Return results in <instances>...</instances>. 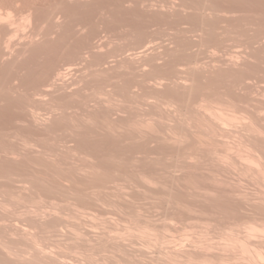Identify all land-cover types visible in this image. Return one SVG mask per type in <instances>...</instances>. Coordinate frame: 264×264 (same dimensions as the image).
<instances>
[{
	"label": "bare ground",
	"instance_id": "obj_1",
	"mask_svg": "<svg viewBox=\"0 0 264 264\" xmlns=\"http://www.w3.org/2000/svg\"><path fill=\"white\" fill-rule=\"evenodd\" d=\"M92 1L55 0L41 9L37 0L18 14L0 5V40L10 42L0 48V264L19 260L40 224L50 231L66 223L49 218L45 207L54 198L46 167H36L31 152L13 159L19 147L5 139L13 133L31 143L13 125L26 115L45 125L46 103L27 113L22 107L33 94L47 101L40 93L53 86L54 102L73 111L120 125L141 121L150 132L130 151L179 172L153 193L166 221L156 228L171 253L168 264H264V184L257 175L264 160V0H133L135 22L114 13L120 31L99 42L104 27L96 30V21L80 14ZM100 2V20L114 19L115 10ZM69 143L80 155L92 147ZM145 170L164 171L150 160Z\"/></svg>",
	"mask_w": 264,
	"mask_h": 264
},
{
	"label": "clouds",
	"instance_id": "obj_2",
	"mask_svg": "<svg viewBox=\"0 0 264 264\" xmlns=\"http://www.w3.org/2000/svg\"><path fill=\"white\" fill-rule=\"evenodd\" d=\"M132 6L133 0H128L126 7ZM8 43L5 36L0 48L4 50ZM40 95H46L47 101L33 94L22 111L46 103L47 123L40 126L31 116H23L13 128L22 130L31 143L13 133H7L5 139L19 147L18 153L11 154L13 159L31 152L37 159L35 166L46 167L45 187L54 198L47 199L45 207L51 210L49 218L55 215L66 223L50 231L40 224L36 233L27 237L25 254L9 264H168L171 253L165 254L167 250L159 243L164 233L156 228L166 221L158 216L159 199L153 193L179 172L142 151H130L150 129L141 121L120 125L97 118L91 110L77 112L57 104L54 86ZM80 140L92 145L86 155L73 151L69 143ZM45 143L49 149L44 148ZM149 160L164 171H146ZM260 164L257 175L264 184V160ZM99 211L105 214L97 215Z\"/></svg>",
	"mask_w": 264,
	"mask_h": 264
},
{
	"label": "rangeland",
	"instance_id": "obj_3",
	"mask_svg": "<svg viewBox=\"0 0 264 264\" xmlns=\"http://www.w3.org/2000/svg\"><path fill=\"white\" fill-rule=\"evenodd\" d=\"M6 1H7V0H6ZM6 1H4V0L1 1V0H0V2H3V3L0 4V5H3V4H4L5 6L8 5V7H9V6L12 7V10L14 11V13H17V14H18V10H22L23 8L26 9V8L29 7V5H30V6H33L32 4H34V2H37V0H36V1H35V0H29V2H30V4H29V2L26 1V0H24L26 3L23 2V0H21L22 2H21L20 0H13V2H12L11 0H8L7 2L10 3V4H5V3H7ZM9 1H10V2H9ZM14 1H15V2H14ZM16 1H17V2H16ZM18 1H20V2L18 3ZM31 1H32V2H31ZM49 1H51V2H49ZM94 1H95V2H94ZM97 1H102V2H100V3H102V4H103V2H104L105 5H103V6H105V8L108 6L107 4H109V2H108L109 0H107V2H108L107 4H106V1H103V0H93L92 2H94V3L91 2L92 4H91V5L89 4V6H93L94 9H95V7H96V8L99 7L98 3L95 4ZM111 1H112V3H115V2H116L115 4L118 5L120 2H121V3H122V2L124 3L125 0H123V1H122V0H120V1H118V0H115V1H114V0H111ZM111 1H110V4L112 5ZM117 1H118V2H117ZM43 2H45V3H43ZM43 2H42V0H41V4H39L40 2H39V0H38V3H35L34 5H37V4H38V5L40 6V7H39V6L37 5L39 8H41V7H46V6H48L49 4L53 5V3H55V0H48V2H47V0H43ZM17 3H18V5H16ZM20 3H21V5H19ZM23 3H24L25 5H24ZM117 3H118V4H117ZM125 3H127V2L125 1ZM125 3H124V4H119V5L116 6V7H115V5H113V7L109 5L108 8H109V7H112V9H111V8H110V9H111V10H113V9L115 10V12L113 11V14L110 13L111 11L109 12V14L114 15V13H115V14H119V13H120V17L122 18V21H123V17H125V16H126L127 18H128V16H129V18L131 17V20L134 19L133 16H132V15H133V12H130V11H129L130 9H128V7L122 6V5H126ZM27 4H29V5H27ZM42 4H43V5H42ZM45 4H46V6H45ZM4 5H3V6H4ZM23 5H24V6L27 5V6H26V7H23ZM51 5H49V6H51ZM15 6H16V7H15ZM119 6H120V8L123 7V9L121 8V12L119 11V10H120ZM6 7H7V6H6ZM21 7H22V8H21ZM100 7H101V4H100ZM100 7H99V8H100ZM16 8H18V10H17ZM46 8H47V7H46ZM84 8L86 9V8H88V7H84ZM84 8L80 9V14H81L82 18L85 16V20H84V21H87V18H90V17H91L92 19L90 18L89 21H88V23L90 24V22L93 23L94 21H96V23L94 22V23L92 24L95 28L97 27L96 30H99V29L101 28V27H100L101 25H102V27H104L103 29L101 28L102 30L100 29V33H99V35H101V36H98L97 39L94 40V41H96V42L98 41V42H99L100 40L103 39L102 37L105 38V36L108 35V34H110V32L113 33V32H115V31H117V30L120 31V29H117L118 27H115L117 30H115V29L113 28L115 25L117 26L116 23H119V22H117V18L115 17L116 15H114L113 17H110V16L108 17V19H109V18H114V19H116V22H110V21H112V20L114 21V19H112V20L109 19L110 21H108L107 19L105 20V19L103 18L104 21H108V22H106L107 24H108V23H113V24H110V26L108 25V26H109V27H108L107 24H106L105 22H103V21L100 20V19H102V18H100L101 16H99V13H98L99 11H98V10H97L98 12H95L96 9L93 10V8H92V10H91V7L88 8L87 11H90V12L94 11V12H95V15H98L97 17H96V16H95V17L93 16V17H94V18H93L92 15H94V14H93L94 12H92V13H90V12H86V11L83 12V9H84ZM99 8H98V9H99ZM108 8H107V9H108ZM115 8H119V9H115ZM126 8H127V9H126ZM14 9H15V10H14ZM24 9H23V10H24ZM41 9H43V8H41ZM85 9H84V10H85ZM110 9H109V10H110ZM81 10H82V11H81ZM109 10H108V11H109ZM122 10H123V11H122ZM125 10H126V13H125ZM15 11H16V12H15ZM39 11H42V10L39 9ZM116 11H117V12H116ZM21 12H22V11H21ZM127 12H128V14H127ZM12 13H13V12H12ZM122 13H123V14H122ZM124 13H125V14H124ZM129 13H130L131 15H130ZM17 14H13V15H17ZM19 14H20V12H19ZM86 14H88V15H87L88 17L86 16ZM90 14H92V15H90ZM89 15H90V16H89ZM127 15H128V16H127ZM18 16H19V15H17V17H18ZM17 17H14V18H17ZM98 17H99V19H96V18H98ZM120 17H119V18H120ZM121 18H120V19H121ZM129 18H128V19H129ZM83 19H84V18H83ZM93 19H94V20H93ZM125 19H126V18H125ZM97 20H99V21L97 22ZM131 20H130V19H129V20H124L123 22L125 23V21H126V23H127V22H130ZM102 22H103V24H101ZM134 22H135V19L132 20L131 23H134ZM131 23H129V24L131 25ZM95 24H99V26H98V25H95ZM104 24H105V25H104ZM120 24H122V22H120ZM92 25H91V27H92ZM98 27H99V28H98ZM111 27H112V28H111ZM120 27H121V25H120ZM89 28H90V27H89ZM95 28H94V29H95ZM107 28H108V29H107ZM109 28H111V29H109ZM88 30H89V29H88ZM107 30H109V32H107ZM110 30H111V31H110ZM112 30H115V31H112ZM101 31H102V32H101ZM104 31H106V32H104ZM118 31H117V33H118ZM101 33H102V34H101ZM106 33H107V34H106ZM103 34H105V35H103ZM112 35H114V33H113ZM116 35H117V34H116ZM68 36H69V34L67 35V37L64 36L65 39L67 38V40H68ZM109 36H110V35H109ZM77 37H79V35H78ZM77 37H76V38H77ZM100 37H101L102 39H101ZM76 38H74L73 40H76ZM80 38H81V37H80ZM80 38H79V39L77 38V41H74V42H76V43L79 44V45H82V43H83V44L86 43L85 40H84V42H83V37H82L81 39H80ZM98 38H99V39H98ZM73 40H72V41H73ZM52 57H53V56H52ZM54 57H55V56H54Z\"/></svg>",
	"mask_w": 264,
	"mask_h": 264
}]
</instances>
